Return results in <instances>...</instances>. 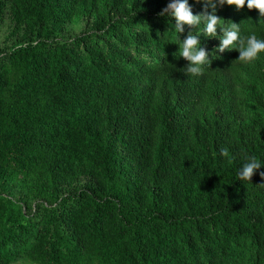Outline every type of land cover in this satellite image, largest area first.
Segmentation results:
<instances>
[{
  "label": "trees",
  "instance_id": "16d2710c",
  "mask_svg": "<svg viewBox=\"0 0 264 264\" xmlns=\"http://www.w3.org/2000/svg\"><path fill=\"white\" fill-rule=\"evenodd\" d=\"M170 2L0 0V264H264V52L176 33ZM215 14L264 40L258 10Z\"/></svg>",
  "mask_w": 264,
  "mask_h": 264
},
{
  "label": "clouds",
  "instance_id": "9594fccd",
  "mask_svg": "<svg viewBox=\"0 0 264 264\" xmlns=\"http://www.w3.org/2000/svg\"><path fill=\"white\" fill-rule=\"evenodd\" d=\"M197 3L204 5V11L201 14L194 15L189 7L188 0H171L167 7L157 15L160 17H174V31L176 33H184L185 26L193 29L203 23V34L208 37L216 36L219 28L223 35L219 47L214 49V52H224L225 49H235L239 52V57L234 62L248 64L256 60L261 52H264V40L257 39L255 34L248 36H241L240 25L234 22L225 26L220 17L216 13V0H196ZM220 5L227 4L228 6H235L237 10L242 9L245 4L249 10H258L261 17H264V0H218ZM211 6V13L208 8ZM200 35H194L193 31H189L187 38L182 40L179 44V51L173 53L177 54L179 58H184L189 63L184 68L186 74L202 75L203 65L207 63L208 53L200 46ZM222 156H229L228 149H221ZM261 168V164L255 157L246 158V162L242 165L238 172V180L251 181L255 171ZM260 176L264 179V172H260ZM264 186V183L260 184Z\"/></svg>",
  "mask_w": 264,
  "mask_h": 264
}]
</instances>
